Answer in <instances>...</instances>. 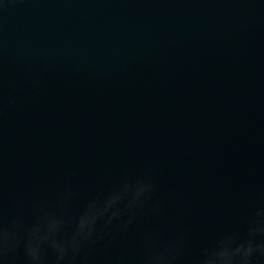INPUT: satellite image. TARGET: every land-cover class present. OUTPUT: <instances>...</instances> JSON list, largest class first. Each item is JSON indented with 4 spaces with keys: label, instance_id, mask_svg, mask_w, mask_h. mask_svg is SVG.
Masks as SVG:
<instances>
[{
    "label": "water",
    "instance_id": "water-1",
    "mask_svg": "<svg viewBox=\"0 0 264 264\" xmlns=\"http://www.w3.org/2000/svg\"><path fill=\"white\" fill-rule=\"evenodd\" d=\"M260 228L264 0H0V264H223Z\"/></svg>",
    "mask_w": 264,
    "mask_h": 264
},
{
    "label": "clouds",
    "instance_id": "clouds-1",
    "mask_svg": "<svg viewBox=\"0 0 264 264\" xmlns=\"http://www.w3.org/2000/svg\"><path fill=\"white\" fill-rule=\"evenodd\" d=\"M119 199L117 198H110L103 207H92L89 209V211L80 219L79 222V229H80V234L81 235H86L85 230H88V233H90L91 231V225L95 222V220L104 215L106 212L109 211V209H111L116 202ZM115 214V213H114ZM256 231V229H253V233L254 234ZM259 231L264 232V228H260ZM75 243V240L73 241V244ZM257 249H259L261 251L262 254H264V243L256 245L254 243L253 240H248L247 242V246L245 245H240L239 247H237L234 250V254L233 255H241V264H249V260L250 257L252 255V253L254 251H256ZM221 261L223 262V264H232L233 261V255L229 254V251L227 249V247L225 246V248L220 251L218 253Z\"/></svg>",
    "mask_w": 264,
    "mask_h": 264
}]
</instances>
